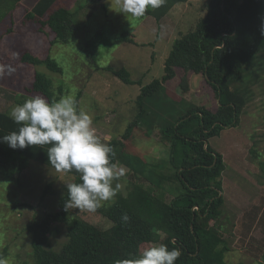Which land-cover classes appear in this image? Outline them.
Returning <instances> with one entry per match:
<instances>
[{"label":"rangeland","instance_id":"1","mask_svg":"<svg viewBox=\"0 0 264 264\" xmlns=\"http://www.w3.org/2000/svg\"><path fill=\"white\" fill-rule=\"evenodd\" d=\"M37 1L23 0L0 21V58L7 60L1 64H12L17 69L12 76L0 79V111L10 112L21 105L17 100L25 102L40 96L29 92L35 75H48L56 96L73 97L78 107L92 116L100 139L116 143L117 163L125 169L119 194L127 195L131 183L137 182L141 188L157 190L170 203L183 190L161 130L192 107L215 111L219 105L216 94L204 78L192 73L187 76L189 90L185 93L180 88L185 73L178 70L159 97L149 100L145 113L140 114L137 99L141 85H128L111 70L127 69L131 78L143 86L161 79L174 42L206 15L210 0L178 4L161 21L146 12L139 17L123 12V0H61L60 6L69 7L75 14L78 29L69 44L55 45L51 44V32L38 33L42 26L26 18L27 10ZM123 34L135 44L119 43ZM26 52L55 59L64 74L20 63ZM13 53L16 59H12ZM251 88L253 98L239 126L227 128L209 140L210 147L221 153L226 163L220 224L231 248L226 256L228 264H264V79ZM138 119L140 122L125 139L128 127ZM74 180L73 175L59 173L38 161H32L23 172L0 167V254L7 251L0 264L32 260L30 226L58 210L66 184ZM48 184L51 191L44 195ZM70 216L100 229L113 226L97 212L71 209ZM67 239V226L53 224L49 249L60 251Z\"/></svg>","mask_w":264,"mask_h":264},{"label":"trees","instance_id":"2","mask_svg":"<svg viewBox=\"0 0 264 264\" xmlns=\"http://www.w3.org/2000/svg\"><path fill=\"white\" fill-rule=\"evenodd\" d=\"M22 1L0 0V13L3 12L0 21L7 11H13ZM60 1L38 0L26 12L27 20L42 26L38 33L54 35L53 45L69 44L78 29L75 14L69 7H61ZM189 1L165 0L158 8H148L146 14L161 21L175 6ZM121 42L135 44L127 34L119 38ZM5 60L0 58V64L6 63ZM19 62L64 74L62 67L51 57L39 58L26 52ZM178 70L185 73L180 87L185 93L189 90L188 74L200 75L219 102L215 111L192 107L161 130L170 146L171 162L183 192L167 203L157 190L141 188L133 182L127 195L118 194L115 203L105 204L96 211L113 222L109 229H100L80 217H71V209L64 210L68 199L66 189L58 210L30 226L32 260L23 264H116L135 258L145 248L158 244L181 250V257L175 264H228L226 256L231 248L221 233L223 226L220 224L225 205L222 176L226 163L224 156L210 147L209 140L220 136L227 128L239 126L241 116L253 98L251 86L264 79V0H210L206 15L174 42L161 79L143 86L141 81L131 78L127 69L111 71L128 85H141L137 103L140 114H144L148 101L159 97ZM54 89V82L48 75L37 73L32 89L28 91L54 102L59 100ZM139 122L138 119L128 127L125 139ZM18 128L9 112L0 111V137L18 131ZM109 144L115 152L116 143ZM48 147L14 150L0 142V167L23 172L32 161L52 167L46 152ZM67 174L75 177L73 183L80 182L75 171ZM50 191L51 184H48L44 195ZM125 213L131 217L128 223L121 219ZM55 223L67 226V242L58 252L49 249ZM6 255L5 250L0 254V260Z\"/></svg>","mask_w":264,"mask_h":264},{"label":"clouds","instance_id":"3","mask_svg":"<svg viewBox=\"0 0 264 264\" xmlns=\"http://www.w3.org/2000/svg\"><path fill=\"white\" fill-rule=\"evenodd\" d=\"M164 3L165 0H123L122 10L139 17L149 7L158 8ZM16 58L13 53L12 59ZM16 71L12 64H0V79ZM9 117L19 125L18 131L3 135L0 142L14 150L48 145V161L57 172L79 174L80 182L66 184V212L79 209L95 213L104 203H115L125 169L115 162L113 147L98 136L92 116L79 108L73 97L49 102L43 96H35L13 107ZM121 219L128 223L131 217L125 213ZM180 257L179 248L158 244L116 264H175Z\"/></svg>","mask_w":264,"mask_h":264}]
</instances>
